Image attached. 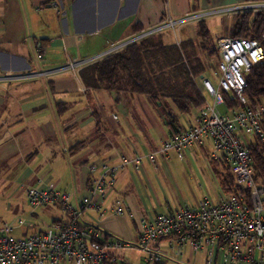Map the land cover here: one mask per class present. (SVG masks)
Wrapping results in <instances>:
<instances>
[{
	"label": "crops",
	"instance_id": "0c3cea01",
	"mask_svg": "<svg viewBox=\"0 0 264 264\" xmlns=\"http://www.w3.org/2000/svg\"><path fill=\"white\" fill-rule=\"evenodd\" d=\"M188 11L189 5L183 7L178 1L169 4L168 0H0V201L15 200L24 188L27 203V188L49 186L68 194L71 204L77 206L90 195L89 165L112 163L117 154L145 156L167 138V131L161 128L155 145L147 133L141 138L122 131L112 145L97 146L98 141L89 140L90 128L103 126L104 120L92 109L97 104L91 103L87 94L101 99L102 89L116 86L113 79L124 65L123 58L110 77H102L94 69L98 61L118 54L119 50L112 51L111 46H132L137 39L152 38L153 35L139 34L168 22L174 24L172 18L179 19ZM150 42L154 44V38ZM139 65L132 50L130 68L138 69ZM217 111L226 112L221 107ZM140 115L155 125L154 116ZM195 117L192 124L186 121L190 124L186 129L194 124ZM185 152L209 156L207 148L185 150L183 155ZM163 163L159 159L156 167L148 162L137 170L127 167L107 193L104 216L97 219L93 211H88L79 224L99 230L125 246L137 242V217L156 214L150 211L148 192L139 186L135 174L141 172L148 178V169L158 172ZM19 171L17 177L12 175ZM169 190L173 208L186 205L172 188ZM163 198L169 212L173 208L165 195ZM120 199L128 204L131 216L113 214V204ZM7 209L11 211L13 207L8 204ZM24 212L22 205L14 207L16 216L36 222L34 230L39 226L43 229L38 230L44 231L65 221L56 205L33 208L23 215Z\"/></svg>",
	"mask_w": 264,
	"mask_h": 264
},
{
	"label": "built area",
	"instance_id": "2783aa9c",
	"mask_svg": "<svg viewBox=\"0 0 264 264\" xmlns=\"http://www.w3.org/2000/svg\"><path fill=\"white\" fill-rule=\"evenodd\" d=\"M253 7L254 13L264 10V3ZM216 59V88L210 80H203L212 104L199 110L194 124L167 136L145 156L117 154L112 163L89 165L90 195L77 206L71 204L68 194L52 187L27 188L25 197L31 207L59 206L65 221L20 238L12 236L13 228L4 226L0 229V264H125L116 255L125 245L106 240L105 233L93 228L81 227L80 218L88 211L97 219L104 216L107 193L127 167L137 170L144 162L156 167L159 159L166 160L171 153L183 160L185 150L202 148L210 149L211 160L229 166L240 189L226 194L218 188L215 198L205 196L194 208L177 205L162 215L137 217V248L146 254L145 264L184 258L187 249L190 256L202 253L204 264H264V186L253 178L249 149L254 139L264 145V104L250 109L242 96L246 74L264 59V31L258 40L218 36ZM224 94L233 95L239 107L226 110ZM220 107L226 112L219 113ZM128 207L120 199L112 212L117 217L131 216ZM18 226L34 228L20 220ZM164 244L167 251L161 249Z\"/></svg>",
	"mask_w": 264,
	"mask_h": 264
},
{
	"label": "rangeland",
	"instance_id": "374dc122",
	"mask_svg": "<svg viewBox=\"0 0 264 264\" xmlns=\"http://www.w3.org/2000/svg\"><path fill=\"white\" fill-rule=\"evenodd\" d=\"M176 1L183 7L189 5V11L186 14L183 13L179 19L172 18L174 24L168 22L166 26L149 28L139 34V36L153 35L152 38L137 39L132 43V46L124 45L125 43L116 44L119 46L118 53L124 59V65L118 68L113 79L116 86H109L106 90L102 89L99 93L101 99L95 100L94 95L87 94L89 100H93L91 103L97 104L93 105L92 109H96L100 118L104 120L103 126L96 128L93 125L90 128L89 140L98 141L97 146L112 145L117 141L122 131L141 138H143V134L147 133L155 145L159 139L158 132L160 130L158 129L161 128L166 132V127L154 100L157 104L164 105L181 126L187 128L190 125L186 122L187 120L192 124L193 118L199 110L194 109L189 114H182L173 101L188 100L200 94L206 104L211 105L212 101L203 86V80H210L214 88L217 86V80L214 77V73L217 71V59L208 58L201 50L199 32L206 30L209 42L216 44L218 36H230L234 14L243 11L254 13L253 6L264 3H251L244 0H209L208 4L206 0H168V3L173 4ZM195 8L199 11H194ZM153 38L154 44L151 45L150 40ZM112 48L113 46H111ZM132 50L140 64L138 69L130 68ZM140 114L154 116L155 125L152 126L151 122H146ZM102 127L105 129L101 130ZM101 132L102 134L105 132L106 135L102 137ZM144 151H147V148ZM141 153L144 154V152ZM162 165L164 167L160 165L158 172L153 171L150 167L148 178L141 176V172L135 174L139 186H144L148 192L149 208L153 214L166 213L167 205L163 198L164 195L169 201V207H174L169 188L173 189L180 202L192 208L203 197L215 198L218 194L217 183L202 152H197V154L185 152L182 161L178 160L174 153H171ZM19 174L21 171L12 175L17 177ZM138 174L140 175L138 176ZM19 194L15 200L0 201V229L4 226L13 228L12 236L15 238L31 235L41 229L39 226L36 227V230L18 226L19 220L36 224L24 216L15 215L14 207L16 205L24 207L23 215L27 214L26 211L34 208L25 202L24 188ZM8 204L13 207L11 211L7 209ZM83 221V217H81L79 223H83ZM136 243V241L129 242L128 246H124L122 250L116 252L117 258L127 264H145L146 254L137 248ZM161 249L167 251L168 245H162ZM165 263L204 264V255L197 253L190 256L187 249L184 258H176L175 261L165 260Z\"/></svg>",
	"mask_w": 264,
	"mask_h": 264
},
{
	"label": "trees",
	"instance_id": "16d2710c",
	"mask_svg": "<svg viewBox=\"0 0 264 264\" xmlns=\"http://www.w3.org/2000/svg\"><path fill=\"white\" fill-rule=\"evenodd\" d=\"M162 3L166 0H159ZM209 1V0H207ZM247 2H264V0H246ZM264 31V10L253 13L252 11H243L234 14L233 22L230 27V37L245 39H260ZM201 37L200 47L205 55L209 58H216V44L209 42V36L206 30L199 32ZM123 61L120 53L111 55L94 64L95 71L102 77H110L115 66ZM226 110L239 107L238 100L230 94H224ZM243 98L246 100L247 106L254 109L260 104H264V59L246 74V87L242 92ZM204 98L196 95L188 100H174L173 103L178 107L182 114H189L194 109L202 108ZM154 104L160 116L163 118L168 136L179 134L186 131L177 120L166 110L164 105H159L154 100ZM264 133V124L262 126ZM250 152L253 158V178L259 185L264 186V145L258 139H254L250 144ZM208 165L211 169L212 176L216 181L218 188L226 194H233L240 189L236 183L229 166L218 160H211L206 154ZM81 226V225H80ZM82 227V226H81ZM99 231V230H96ZM100 232V231H99ZM106 240L112 239L111 236L105 234ZM105 264H112L106 262ZM166 264V263H161Z\"/></svg>",
	"mask_w": 264,
	"mask_h": 264
}]
</instances>
